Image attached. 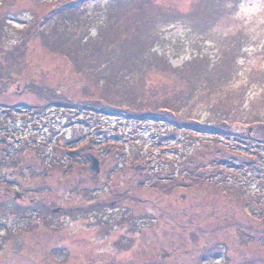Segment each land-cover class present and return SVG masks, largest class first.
<instances>
[{"label": "rangeland", "instance_id": "obj_1", "mask_svg": "<svg viewBox=\"0 0 264 264\" xmlns=\"http://www.w3.org/2000/svg\"><path fill=\"white\" fill-rule=\"evenodd\" d=\"M68 1L0 0V117L10 124L0 132L13 134L17 145L32 148L26 162L33 164L34 170L38 152L45 150L43 181L58 197L56 203L81 209L59 216L54 233L48 229L59 240L49 246H65L55 258L42 257L44 249L32 246L21 234L15 241L0 238V264H146V260L153 261L150 264H241L249 259L264 264V255L257 257V251L251 253L247 247L236 251L232 238L225 253L222 245H215V236L226 240V233L235 232L238 223L254 225L241 206L243 202L240 205L245 195L238 191L231 196L218 190L223 185L219 181L209 183L211 177H222L230 165L220 160L224 167L216 169L211 163L219 165L216 159L235 155L218 149L213 142L192 138L187 142L194 145L178 147L180 132L170 134L175 124L172 119L164 122L159 118L154 123L146 116L140 121L109 108L113 114L101 113L97 120L90 115L91 120L85 112L90 105L155 111L171 102L170 108L184 119L215 120L224 115L228 107L224 100L216 111L206 102L189 98L188 89L193 88V82L196 91L218 85L217 93L225 94L240 84L236 76L245 82L251 75L264 77V0H224L239 23H231L223 15L215 29L206 28L205 0H196L194 12L184 0H79L60 12ZM168 4L187 12L173 11ZM138 34L146 42L140 44ZM229 44L233 45L227 50ZM217 50L223 51L220 69L208 70L207 57ZM226 62L235 65L230 75L224 74ZM204 76H214L218 82L211 83L210 77L205 83ZM252 94L256 100L247 110L225 114L234 130L248 126L249 132L253 128L249 125L263 123L264 79L252 81L251 93L244 94L243 101L238 98V103H245ZM65 100L79 103L65 107L59 103ZM0 122L3 124L2 119ZM180 127L187 133L186 126ZM121 132L129 139L123 141L116 134ZM157 134L169 136L156 146L161 165L148 167L153 162H141L139 153L143 157ZM78 135H88L92 142H78L87 144L77 155L80 165L66 171L61 157L75 147L67 140ZM114 141L121 154L108 160ZM135 149L138 156L133 157ZM86 150L102 160L99 173L90 170ZM50 158L55 162L49 166ZM192 162L203 168L193 169ZM60 164L64 173L58 179ZM192 169L195 176L186 181L184 172ZM251 170H257V186L263 188L264 164ZM163 172L168 173L155 178V173ZM176 173L182 176L176 177ZM32 174L29 180L40 178L36 172ZM167 176L177 180L170 184ZM164 183H169L166 189ZM255 197L258 203L264 199L261 194ZM159 244L167 249V255L158 251ZM210 252H220V256H209ZM33 253L34 260L30 257ZM227 253L231 254L228 262Z\"/></svg>", "mask_w": 264, "mask_h": 264}, {"label": "trees", "instance_id": "obj_2", "mask_svg": "<svg viewBox=\"0 0 264 264\" xmlns=\"http://www.w3.org/2000/svg\"><path fill=\"white\" fill-rule=\"evenodd\" d=\"M74 1H79V0H71L68 1L64 4H62L63 8L60 12H62L64 9L69 7L71 3ZM196 3V0H193ZM187 5L191 3L190 0H187ZM169 7V6H168ZM170 8V7H169ZM173 11H182L179 9H172ZM205 13L207 21H205L206 28H212L215 23L214 20L217 21L220 17L225 15V20L228 19L229 22L237 24L239 23L236 21V18H233L231 15L234 13L231 9V5L227 4L224 2V0H205ZM169 15H174L171 13H168ZM174 16L181 18V14H175ZM45 18V16H43ZM50 20V19H49ZM125 32H128V28L126 29ZM246 35H249L248 30H246ZM147 39H140V36L138 34V42H142L140 44H143L146 42ZM128 42H130L128 40ZM127 42V43H128ZM233 44H229L227 46V50H230ZM223 51L217 50L215 53L208 58V63L207 67L208 70H218L220 69V57L222 58ZM233 62H235L234 57L232 58ZM143 61H146L144 58L142 59ZM147 62V61H146ZM225 73L226 75H230L234 67L230 62H226L225 64ZM148 66V65H147ZM210 79L212 81L211 83H217L218 78L214 76H204L203 79L206 80L205 83H209L207 79ZM238 80H240V84L236 87H230L225 94L217 93L218 92V85L216 87L212 86H207L199 90H195V83L193 82V88L188 89L187 96L192 100H197L199 103L201 101L206 102L210 105L211 108L217 111V108L221 106L223 103L222 100H224L228 107L227 111L224 113V115H220L218 118L214 119H206L203 121H200L198 119H184L182 114L178 112L177 110H172L170 108V105L172 104L171 102H165L161 105L162 109L161 110H147V109H131L126 111L125 108L123 107H115L111 105L99 107L97 105V108H111L113 110H118L120 113L126 115L125 117H135L138 118L139 120L141 118H144L146 116H151L153 119L154 123H158V119L161 117L168 118L174 120V125H172V130L173 132H180V134L177 136L179 143L178 147L184 143L190 144L192 143L193 145L195 144L194 142H187V140H190L191 138L199 141H203L204 143L208 142H213L217 145L218 149L223 148L224 150H228L229 153H232L231 158L226 159V158H218L216 159V163H219L220 160H224V162H229L230 164L221 174L222 177L209 180L210 184H213L217 181H219V184H223L218 188V190H223L227 193H230V195L237 194L238 191L245 195L244 198H240V205L244 207V209L247 211L245 212L254 222V225L246 226L238 223L236 226V231H232L230 233H226V242L231 241L230 239L232 238V241H235L236 244V250L238 249H243L247 247V250L251 253H256L257 251V257L264 255V206L262 204L264 203V199L261 201H257L256 196H261L264 197V176H262L261 181L263 182V188L261 186H257V182L259 181V175L257 170H254L255 173H253V170L255 167H258L259 164L263 163L264 164V121L262 124H259L257 126H250L253 127L251 131L248 133L247 128L243 127L241 130H234L233 126L231 124V119H227L225 114H236L237 110L241 109H248L246 106H250L251 104L255 103L256 97L249 96L247 98V101L243 104L238 103V98L243 101L244 94H249L251 93V85L252 81H261L263 80L264 77H259V74L256 75H251L250 78L247 79L245 82L242 77L236 76ZM248 84V85H247ZM209 88V89H208ZM208 92L210 94L208 95ZM222 99V100H221ZM106 110V109H104ZM264 113V110H263ZM142 121V120H140ZM197 122L194 124V122ZM181 125L186 126L187 128L184 130L187 133H183L181 129ZM171 134V132H170ZM206 139H210L207 141ZM212 144V143H210ZM119 143L114 141L112 144L113 148L120 154L121 152L118 149ZM220 145V146H219ZM163 146V145H162ZM211 146V145H210ZM209 146V147H210ZM148 151L144 152L143 157L139 153L141 162L143 160L146 161V163H149L151 161L152 164L147 165L148 167H152L154 165L159 166L158 162H160L159 155L160 153H157V149L153 147V145H149ZM177 147V145H176ZM153 148V149H152ZM216 148V149H217ZM136 153H133V157L138 156V150L135 149ZM123 153V152H122ZM117 154V153H116ZM153 154H158V156H152ZM237 155H240L238 159H236ZM172 156V155H171ZM148 157V158H147ZM132 159V158H131ZM158 161V162H157ZM139 162V163H141ZM70 163V161H69ZM74 164H77L76 161H73ZM161 163V162H160ZM213 168L219 169L220 167H224L223 162L218 164H215L214 162L211 163ZM238 165V168L235 166ZM241 166H243L241 168ZM190 167H193V169L200 167V170L203 168L199 162L197 163H191ZM202 167V168H201ZM249 168V169H248ZM193 169L190 170H185V179L188 181V179H193L192 177L195 176L194 173H192ZM171 171V169H170ZM242 171V173L240 172ZM173 172V171H171ZM178 175H181L180 173H176V177ZM201 175L204 176L205 173L201 171ZM171 176H173V173H171ZM171 176H167V179L169 180V183L171 184L172 181L177 180L176 177L173 178ZM182 176V175H181ZM155 178L160 179L158 173H155ZM251 180V181H250ZM169 183H164L163 187H168ZM176 184V183H175ZM178 186V185H176ZM174 186V187H176ZM232 188H239L240 190H232ZM163 190V189H162ZM258 191H261L263 193H260ZM259 200V199H258ZM257 202V203H256ZM256 222L259 223L260 226L256 225ZM253 224V223H251ZM230 225L235 226L234 222H230ZM229 225H226V227ZM158 251L163 253V255H167L168 252L166 251L167 249H164L163 244H159L157 247ZM233 249V248H232ZM255 252H254V251ZM227 262L229 261V258L231 257V254H226L225 255ZM222 259V258H221ZM252 261V262H251ZM251 262V263H249ZM244 264H257L256 260L249 259Z\"/></svg>", "mask_w": 264, "mask_h": 264}, {"label": "flooded vegetation", "instance_id": "obj_3", "mask_svg": "<svg viewBox=\"0 0 264 264\" xmlns=\"http://www.w3.org/2000/svg\"><path fill=\"white\" fill-rule=\"evenodd\" d=\"M0 119L3 120V124L0 122V130L1 127H10L3 117ZM17 140L13 134L0 132V238L15 241L21 234L25 235L32 246L44 249L42 257L45 255L53 257L60 249L65 250V246L55 244L49 246V243H57L59 240L50 235L48 229L52 228L54 233L60 223L59 216H64L63 213L67 212L72 215L73 212L76 213L81 209L77 207L67 209L65 205L56 203L58 197L51 193L48 182L43 181L46 178L44 173L47 159L42 154L46 151L38 152L39 158H36L38 166L37 170H34L33 164L26 162L27 153H30L29 149L32 148H27L26 144L17 145ZM70 141L79 147L76 139H70ZM71 156L64 155L61 158L64 159V163L76 161L80 165L77 155ZM45 157L47 158V155ZM87 160L89 163V158ZM54 162L50 158L49 166ZM58 170L61 172L56 176L60 179L64 173L61 164L58 166ZM33 172H36L40 178L35 181L34 179L29 180L28 175H33ZM34 183L41 184L34 186ZM39 236H43L45 239ZM30 257L34 260V253ZM38 257L41 256H36V258Z\"/></svg>", "mask_w": 264, "mask_h": 264}, {"label": "water", "instance_id": "obj_4", "mask_svg": "<svg viewBox=\"0 0 264 264\" xmlns=\"http://www.w3.org/2000/svg\"><path fill=\"white\" fill-rule=\"evenodd\" d=\"M91 168L93 170H97V160L95 158L92 157V160H91Z\"/></svg>", "mask_w": 264, "mask_h": 264}]
</instances>
